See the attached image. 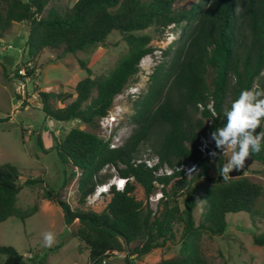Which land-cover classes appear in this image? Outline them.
I'll use <instances>...</instances> for the list:
<instances>
[{"label":"trees","instance_id":"trees-1","mask_svg":"<svg viewBox=\"0 0 264 264\" xmlns=\"http://www.w3.org/2000/svg\"><path fill=\"white\" fill-rule=\"evenodd\" d=\"M176 1L77 0L67 10L44 16L51 0H0V42L14 23L27 22L26 45L34 61L45 50L61 49V58L89 50L105 42L114 31L125 36L129 52L109 76H96L80 60L87 76L78 81L76 98L70 104L56 108L51 103L56 95L42 93L43 111L57 122L80 120L98 128V121L109 114L115 98L140 73L142 60L154 52L151 35L138 32L152 26L161 31L175 26L180 32L177 44L163 51L169 60L154 66L145 94L135 103L136 111L129 118L133 129L123 146L111 149L97 133L76 127L57 146L63 163L80 170L82 208L73 209L52 187L46 189L45 198L60 206L66 225L79 221L72 233L88 250L89 264H104L121 253L125 264H137L141 257L168 242H180V253L156 264H207L199 245L201 235H224L228 217L240 214L251 218L253 242L264 247V228L255 222H264V204L259 203L263 187L247 176L229 177L227 181L220 175L212 178V167H222L225 156L202 158L197 150L208 122L212 121V131L222 127L224 112L242 89H264V0H200L183 9L174 8ZM13 66L3 62L5 77ZM16 69L17 77L25 78L18 74L20 68ZM33 73L27 70L28 77ZM56 97L64 102L72 96ZM263 122L257 134H264ZM143 146L160 156L161 163L175 168L173 175L158 178L164 184L163 198L155 212L148 202L156 190L155 175L137 162ZM251 155L264 161V150ZM192 162L199 166L191 177L176 169ZM108 164L120 176L134 177L144 188L147 201L136 198L135 183L129 182L124 191L111 188L110 201L103 211L83 208L97 186L109 182L110 176L101 174ZM20 176L14 165H0V223L11 216L24 220L38 211L37 206L19 205ZM200 179L210 185L204 188L205 210L197 222L195 191L199 184L194 183ZM27 183L33 185L39 180L29 179ZM134 242L139 244L131 248ZM0 256H5L0 264H45L44 259H26L13 246L0 245Z\"/></svg>","mask_w":264,"mask_h":264},{"label":"rangeland","instance_id":"rangeland-1","mask_svg":"<svg viewBox=\"0 0 264 264\" xmlns=\"http://www.w3.org/2000/svg\"><path fill=\"white\" fill-rule=\"evenodd\" d=\"M76 1L51 0L43 15L48 16L53 11L67 10ZM199 1L177 0L174 8H189ZM28 27L27 22L14 23L6 38L0 42V119L9 117L7 121L0 122V165L11 164L18 169L22 184L18 203L23 208L37 206L38 211L24 220L11 216L1 222L0 245L15 247L26 256V259H44L45 264H89L88 250L72 233L77 229L79 221L75 220L71 226L66 225L62 209L58 204L45 198V191L48 187H52L61 193L62 198L73 209L82 208L79 203L78 191L80 170L72 166L71 163H63L59 157L57 146L74 127L93 131L104 140L110 136L101 128L100 120L98 128H92L80 120L68 122L51 120L43 111L42 93L72 96L64 102L56 100L58 97L54 96L51 103L56 108L70 104L76 98L75 88L78 81L87 76V72L80 65V60L85 62L96 76L106 77L128 54L129 47L125 36L114 31L105 42L89 50L68 54L63 58H61V49L45 50L34 61L29 58L26 45ZM145 33L151 35L150 44L154 48V52L142 60L140 73L115 98L111 108V110L121 112L114 123V131L111 136L119 135L120 141L123 142L131 135L133 126L130 124L129 118L136 111L135 103L142 98L147 90L149 76L153 72L154 66L160 61L169 60V57L163 55V51L167 50L170 45L175 46L180 36V32L175 26H170L163 31L152 26L138 32V34ZM8 46L12 47L8 48ZM6 55L16 59L8 77H5L3 67ZM30 60L37 68L35 73L30 78L17 77L16 68L25 66ZM21 81L25 84V88L22 90L20 89ZM134 86H140L141 90L135 95L131 93ZM17 95H20L21 99H18ZM152 152L153 150L149 146L141 148L142 155L144 153L152 155ZM231 154L232 150H228L225 155V163ZM74 172L75 175H73ZM117 173V169L112 166L105 172H101L103 175H109L110 179ZM209 174L212 178H217L218 167L213 166ZM243 176H247L263 187V195L259 200V203L263 205L264 161L254 160ZM29 179L39 180V183L28 184L27 180ZM134 183L136 198L145 202L144 188L136 181ZM194 184H199L195 191V196L198 199L195 217L199 222L205 210L204 188L209 186L210 182L200 179ZM110 198L111 196L106 195L92 205L87 201L83 208L101 212L107 206ZM228 219L229 227L224 235L213 236L207 232L201 235L199 245L207 264H264V247L255 245L253 242L251 218L240 214L230 215ZM255 222L260 228H264L263 221L257 219ZM48 231L54 232L56 235V242L51 248H45L42 245L43 233ZM138 244L139 242H134L130 247L134 248ZM180 251V242H168L141 257L137 264H156L161 260L177 256ZM123 256L124 253H121L115 258L106 260L104 264H125ZM4 260L5 256H0V261Z\"/></svg>","mask_w":264,"mask_h":264},{"label":"clouds","instance_id":"clouds-1","mask_svg":"<svg viewBox=\"0 0 264 264\" xmlns=\"http://www.w3.org/2000/svg\"><path fill=\"white\" fill-rule=\"evenodd\" d=\"M224 116L223 126L211 132L210 140L214 142L215 149L208 154L215 158L218 155L217 150L223 153L226 148L231 147V157L218 169L219 175L227 181L230 173L234 170L240 171L245 167L246 159L251 154L264 150V144H262L264 134L256 133V129L264 120V89L259 86L254 89H242L224 112ZM55 242L54 232L43 233V247L51 248Z\"/></svg>","mask_w":264,"mask_h":264},{"label":"built area","instance_id":"built-area-1","mask_svg":"<svg viewBox=\"0 0 264 264\" xmlns=\"http://www.w3.org/2000/svg\"><path fill=\"white\" fill-rule=\"evenodd\" d=\"M10 47H12V46H8V48H10ZM29 69L34 70V73H35V70H37V68H35L34 63L31 60L28 64L21 67L18 70V73L20 76H24L25 78H30L31 76L30 77L27 76V70H29ZM22 88H25V84L23 82L20 85L21 90H22ZM140 91H141L140 86H134L131 90V93L133 95H135V94L139 93ZM200 108L202 109L203 106L200 105ZM210 108L214 112L212 105H210ZM120 113H121L120 111L110 110L109 114L102 117L99 121L101 128L104 130V132H107L110 136V137H106L105 141L109 142V146L111 149L119 148V147L123 146V144H124V142L122 140L120 141L119 135L111 136L113 134V131H114L113 130L114 123L117 121ZM211 125H212V121H209L208 122V128L206 129V131L204 133H202L199 136V139H198L197 150L201 154L202 158L210 157V155L208 153L211 150L215 149L214 142H212L210 140V135L212 132V129L210 128ZM206 142H207V146L205 147ZM228 150H232L231 147L226 148L223 153H220L218 150V154L225 156L227 154ZM137 162L143 163L149 169H152L153 173L155 175L154 184H155L156 190L148 198V202L150 204V207L155 212L158 208V205H159L161 199L163 198L162 188H163L164 184H161L159 182L158 178L162 177V176L173 175L175 172V168L170 167L167 163H161L160 156L151 155L149 153H144L141 157H139L137 159ZM198 166H199L198 162H194V163L192 162V163L182 164L180 166H177L176 169L177 170H183L185 175H187L188 177H191V175L198 169ZM109 167H110L109 164L106 165L104 167V169L102 170V172H105ZM112 167L115 168L114 166H112ZM179 178L180 177H178L177 179H179ZM134 181H135L134 177L125 178V177L120 176L117 173L109 180L108 183L100 184L97 186L94 193L91 194L90 196H88V198H87L88 204L92 205L99 198H103L106 195L111 196V188L112 187H115L119 191H124L126 189L127 184L129 182L134 183ZM153 207H156V208H153Z\"/></svg>","mask_w":264,"mask_h":264},{"label":"water","instance_id":"water-1","mask_svg":"<svg viewBox=\"0 0 264 264\" xmlns=\"http://www.w3.org/2000/svg\"><path fill=\"white\" fill-rule=\"evenodd\" d=\"M15 61V57L13 56H4V62L7 64V65H12ZM44 99L45 97L43 96V102H44ZM254 161V157L251 155L249 158L246 159V164H245V167L240 170V171H233L232 173H230L229 177L231 178H237V177H241L243 176V174L247 171V169L249 168V166L253 163Z\"/></svg>","mask_w":264,"mask_h":264},{"label":"crops","instance_id":"crops-1","mask_svg":"<svg viewBox=\"0 0 264 264\" xmlns=\"http://www.w3.org/2000/svg\"><path fill=\"white\" fill-rule=\"evenodd\" d=\"M8 35V34H7ZM16 60V59H15ZM15 62V61H14Z\"/></svg>","mask_w":264,"mask_h":264}]
</instances>
